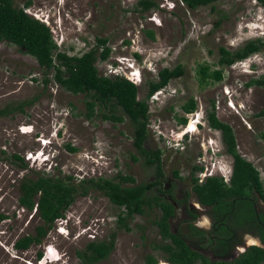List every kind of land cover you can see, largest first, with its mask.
Instances as JSON below:
<instances>
[{"label": "rangeland", "instance_id": "374dc122", "mask_svg": "<svg viewBox=\"0 0 264 264\" xmlns=\"http://www.w3.org/2000/svg\"><path fill=\"white\" fill-rule=\"evenodd\" d=\"M26 1L14 0L15 7H23ZM139 1L31 0L26 11L45 22L58 51L68 56L94 48L97 38L107 39L110 54L107 60L96 62L98 73L122 74L138 81V100L144 99L147 82L155 80L159 70L182 67L181 77L147 101L149 126L144 146L162 151L164 180L160 183L172 193V198L168 194L165 198L180 202L170 220L171 229L187 234L182 224L187 221L184 208L196 203L189 181L192 166L202 165L209 173L214 166L220 167L221 172L214 174L224 177L232 166L219 132L206 126L204 112L210 102L215 103L218 119L232 128L237 152L257 168L264 185V88L248 86L251 80L264 77V49L224 68L221 82L211 81L201 88L196 76L201 64L219 69L215 66L219 48L233 52L248 41L264 40V6L255 0H219L212 7L190 10L179 0H151L157 8L141 11ZM43 78L50 80L45 86ZM190 98L197 108L189 115L187 128L179 125L177 117L183 115L180 106ZM85 101L84 95L74 96L52 82L51 74L46 76L34 58L0 42V111L8 112L0 116V217H4L0 219V264H44L43 256L56 254L61 260L55 264H82L78 253L86 244L94 239L107 243L112 234L113 250L96 264H144L147 255L156 257L152 245L160 237L153 221L159 210L135 215L128 222L130 231L118 230L117 208L95 189L76 196L62 225L56 223L63 229H51L47 238L38 245L31 243L28 249L15 248L22 237L34 236L41 224L34 211L19 205L24 179L35 180L42 174L72 177L75 185L89 179L117 182V176H131L136 184L157 179L154 168L146 167L137 154L127 119L121 124L105 121L104 108L95 109L89 119ZM198 122L201 127L196 129ZM187 129L193 133L181 144ZM174 171L180 178L173 176ZM198 211L201 217L207 213L203 208ZM51 244L53 252L47 248ZM207 256L214 259L210 253Z\"/></svg>", "mask_w": 264, "mask_h": 264}, {"label": "trees", "instance_id": "16d2710c", "mask_svg": "<svg viewBox=\"0 0 264 264\" xmlns=\"http://www.w3.org/2000/svg\"><path fill=\"white\" fill-rule=\"evenodd\" d=\"M180 1L188 9L195 10L209 5L212 7L219 0ZM256 2L264 6V0H256ZM30 5L31 0H28L23 7L16 8L14 0H0V42L15 46L23 54L34 58L46 76L47 73H50L51 81L66 92L74 96L84 95L87 118L91 119L95 116L97 112L95 109L104 108L106 113L102 117L105 121L121 124L127 119L132 129V144L140 159H144V165L154 168L157 179L153 182L136 184L135 179L131 176H117V182L89 179L81 181L78 185L71 183L72 177L63 179L42 174L38 175L35 180L24 179L19 187L21 193L19 205L31 210L34 197L39 195V216L43 224L36 227L34 236L28 235L19 239L15 248L25 250L31 243L39 244L51 229L53 222L64 217V213L74 203L76 196H86L92 189H95L117 208L118 213L115 221L118 230L130 231L128 222L135 215L144 216L153 208L159 210L160 215L153 221V224L157 229L160 241L152 245V250L157 253L156 256L159 259L168 264H263L264 248L262 247L252 246L235 260L227 262L225 260L211 261L200 253L199 250L204 247L195 244L198 241L208 242L209 245L216 242L212 250L218 249L219 253L215 252V256L218 255L221 259L226 258L228 245L236 244L240 240L233 238V230L242 229L244 224L257 223L252 209L253 197L257 195L264 203V186L260 174L250 162L237 152L233 130L228 124L217 118L214 102H210V109L206 111V121L208 126L219 130L222 134L226 153L233 160L231 177L229 183H225L222 178L212 177L199 184L195 175L203 168L194 165L189 180L191 191L197 201L202 206L211 208L213 213L217 212V216L213 219L216 222L215 225L217 224L219 227L218 234L220 235L213 239L211 238L215 234L213 231L204 232L190 225L187 234L181 233L179 228L172 231L170 220L175 218L176 207L180 202L174 199L169 201L165 198L167 194L172 198V193L169 188L163 189V185L160 183L161 179L164 180L161 162L162 151L160 149L147 150L144 147L148 138L149 126L147 101L154 93L165 88L172 79L181 77L183 75L182 67L178 65L172 70L168 68L159 70L155 80L147 82L144 99L138 100L139 89L135 84L122 76L108 77L98 73L96 62L107 60L110 54V49L106 46L107 39L97 38L94 48L80 56H68L66 53L58 51L51 31L44 23L25 13V8ZM139 6L141 11L157 8V5L151 0H141ZM263 49L264 40L262 39L248 41L233 52L219 48L220 57L215 63L219 69L212 70V66L206 63L199 65L196 69L198 84L202 88L211 81V83L221 82L224 78V68L248 59ZM49 81L47 78H43L44 86ZM248 86L264 88V77L251 80ZM196 108L197 104L193 98L182 104L180 109L183 115L177 117L179 125H185L187 118L184 115L195 112ZM19 110H21L20 107ZM117 111L121 114H114ZM7 113V110H2L0 116ZM261 114H264V110ZM261 138L264 140V134L261 135ZM67 148L70 152L75 151L69 146ZM14 158L22 161L18 155H14ZM173 176L180 178L177 171L173 172ZM184 201L186 202V199ZM187 214L191 218H195L189 210H187ZM228 217L234 220L233 225L236 228L226 225ZM186 222L188 221H182V224H186ZM261 236L264 241V234ZM114 237L115 235L112 234L107 243H89L83 252L78 253L81 262L93 264L106 259L114 248ZM159 259L153 255H147L144 264H157Z\"/></svg>", "mask_w": 264, "mask_h": 264}, {"label": "clouds", "instance_id": "9594fccd", "mask_svg": "<svg viewBox=\"0 0 264 264\" xmlns=\"http://www.w3.org/2000/svg\"><path fill=\"white\" fill-rule=\"evenodd\" d=\"M180 1V0H179ZM256 1V0H255ZM181 2V1H180ZM24 6V5H23ZM28 8V7H27ZM27 8H25V13H27L28 14V12L26 11V9ZM28 15H30V14H28ZM31 16V15H30ZM34 18V17H33ZM35 19H37V18H35ZM38 20V19H37ZM40 22H42V23H44L45 24V22H43V21H41V20H39ZM48 27V26H47ZM246 60V59H245ZM245 60H243V61H245ZM240 62H242V61H240ZM236 63H238V62H236ZM235 63V64H236ZM234 65V64H233ZM232 66V65H231ZM230 66V67H231ZM109 73H112V72H109ZM115 73V72H114ZM114 73H112V74H114ZM122 76V77H124V78H126L127 80H129L130 82H132L133 84H135L136 86H137V83H138V81H136V82H133L131 79H129V78H127V77H125V76H123L122 74H114V76ZM168 86V85H167ZM167 86L165 87V88H163V89H160L159 91H157L156 93H154V95L155 94H159L162 90H164V89H166L167 88ZM153 95V96H154ZM152 96V97H153ZM151 98V97H150ZM214 106H215V103H214ZM206 111H208V109L206 110ZM206 111L204 112V120H205V122H206V126H208L207 124V121H206ZM196 112V111H195ZM195 112H193V113H191V114H187V115H184L186 118H187V123L185 124V125H181L182 127H187V128H189V125H190V123L188 122L189 121V119H188V117H189V115H192V114H194ZM215 112H216V108H215ZM183 113V112H182ZM217 116V115H216ZM218 118V117H217ZM222 122V121H221ZM201 127V124L198 122V123H196V129H198V128H200ZM208 128L209 129H211V130H213V131H215V132H219V134H220V140H221V143L223 144V141H222V134L220 133V131L219 130H215V129H213V128H211L210 126H208ZM194 131V130H193ZM191 133H193L191 130H187L183 135H182V138H181V144L183 143H186V141H187V139H188V136H189V134H191ZM236 140V139H235ZM146 142V141H145ZM43 145H45V144H43ZM144 145H145V143H144ZM224 145V144H223ZM145 147V146H144ZM224 148H225V146H224ZM236 149H237V144H236ZM211 150H208V152H209V154L210 153H212V151L210 152ZM225 154L226 155H228L227 153H226V150H225ZM230 158H231V156L230 155H228ZM244 158V157H243ZM28 159H30V158H28ZM231 161H232V166H233V160H232V158H231ZM248 161V160H247ZM248 162H250V161H248ZM251 163V162H250ZM252 164V163H251ZM253 165V164H252ZM232 166H231V170H230V173L228 174V177H224L223 175H221V176H217V175H215L214 173H217L216 172V170L218 171V172H221V168L220 167H217V168H215V166L213 167V169H212V172H208V168H206V171H203V169H204V167L201 165V167L203 168L202 169V171H199V172H197L196 173V175H195V177L197 178V180H198V183L199 184H201V183H203L205 180H207L208 178H212V177H219V178H222L223 180H224V182L225 183H229V180H230V177H231V173H232ZM253 167L257 170V168L253 165ZM258 171V170H257ZM259 172V171H258ZM260 174V173H259ZM261 178V177H260ZM153 182V181H152ZM264 186V185H263ZM36 196H38L39 197V195H36ZM36 196L34 197V198H36ZM256 198H258V200H260L259 199V197L258 196H256ZM261 201V200H260ZM261 203H263L262 201H261ZM264 204V203H263ZM72 206V205H71ZM70 206V207H71ZM194 208H195V215H196V217H197V219L196 220H194V221H191L192 219H187L188 221H191V222H186V224H188V226L190 225V226H193V227H196L197 229H199V230H201V231H204V232H211V231H213L215 234L211 237V238H216V235H220V234H218L219 233V230L218 229H216V230H214V229H212V226H211V222H209V220H208V218H207V214L204 216V217H201V213L198 211L200 208H203V209H205L204 208V206H202L199 202L197 203H195L194 204ZM21 207V206H20ZM70 207L67 209V211L70 209ZM177 209H178V206L176 207ZM23 209L24 210H26V211H28V212H32V211H34V215L39 219V221L41 222V224L40 225H42L43 223H42V221H41V218H40V216H39V203H38V198H37V200H34V204H33V207H32V209L31 210H29V209H27V208H25V207H23ZM206 210V209H205ZM66 211V212H67ZM65 212V213H66ZM65 213H64V217L63 218H58V219H56L54 222H53V224H52V227H51V229H55V227H57L56 226V223H59V225L58 226H61L62 225V221H64L65 220ZM139 216H141V215H139ZM200 218H201V220H200ZM172 220V219H171ZM206 221V224H202V222H205ZM204 225H206V226H204ZM209 225V227L208 228H206L207 226ZM51 229H49L48 230V232L51 230ZM60 229H63L62 227H57L55 230H60ZM48 232H47V234H48ZM47 234L45 235V237L47 238ZM224 234V233H223ZM223 234H221V235H223ZM61 235H63V232H61ZM215 236V237H214ZM44 237V238H45ZM254 237V236H253ZM253 237H251L250 235H245L244 236V238H245V240L243 241V245L241 244H237V245H235V244H233V243H230L231 244V246H229L228 245V254L225 256L226 258H224V259H221L218 255L217 256H215V252H218L219 253V250L217 249V250H212L213 249V247L216 245V242H213L212 243V245H209L208 244V242H205V241H202V242H200V241H198V244H199V246L201 245L202 247H204L203 249H205L204 251H201V249L199 250L200 251V253L203 255V256H205V257H207V258H209L208 256H207V254L208 253H210L212 256H213V260H211L210 258V260L211 261H214V260H225V261H227V262H231V261H233V260H235L239 255H241V254H243L245 251H246V249H248V248H250V247H252V246H256V247H262V248H264V245H262L259 241H258V239L255 237V238H253ZM93 238H94V236H93ZM92 238V236H91V239H93ZM248 238H250V239H252V240H255L257 243L256 244H249L248 243ZM239 239H242V238H239ZM43 240V239H42ZM42 240H41V242H42ZM243 240V239H242ZM40 242V243H41ZM97 242H103V241H97V240H90L87 244H86V246L89 244V243H97ZM192 242V241H191ZM39 243V244H40ZM193 243V242H192ZM197 243V242H196ZM245 244V245H244ZM36 245H38V244H36ZM53 244H51V245H47V248H50L51 246H52ZM86 246H85V248H86ZM198 246V245H197ZM239 250V252H237V250ZM44 250H45V248H44ZM55 250V249H54ZM85 250V249H84ZM56 251V250H55ZM46 252H47V250H46ZM80 253V252H79ZM40 254V257L42 256L41 255V253H39ZM38 254V255H39ZM60 255H58V254H56V256H53L52 258H49V256H46V258H44V256L41 258L43 261H44V264H52V263H54L55 264V262L57 263L58 261H60L61 259H60V257H59ZM215 256V257H214ZM40 257H38V258H40ZM157 257V256H156ZM158 259H159V257H157ZM104 260V259H103ZM81 261V260H80ZM102 261V260H101ZM159 261H162V262H164V263H166L164 260H162V259H159L158 260V263L157 264H159ZM100 262V261H99ZM82 263V262H81ZM98 263V262H97ZM83 264V263H82ZM93 264H96V263H93ZM166 264H168V263H166Z\"/></svg>", "mask_w": 264, "mask_h": 264}, {"label": "flooded vegetation", "instance_id": "af4514ba", "mask_svg": "<svg viewBox=\"0 0 264 264\" xmlns=\"http://www.w3.org/2000/svg\"><path fill=\"white\" fill-rule=\"evenodd\" d=\"M255 196H257V195H255ZM195 201L198 203V201H197V198H196V196H195ZM252 201V200H251ZM194 204L195 203H189L188 205L190 206V208H188V206L187 205H185L186 207L184 208V214L187 216V219H192L191 221H194V220H196L197 219V217H196V215H195V206H194ZM262 206L261 208H259V206ZM205 209H206V211H207V218H208V220H209V222H211V226H212V229H214V230H216V229H218L219 230V227H218V225L216 224L215 225V221H214V219H213V217H215V216H217V212L216 213H213V211H212V209L211 208H208V207H204ZM252 209H253V212H254V214H255V218H256V221H257V223L255 224L254 222H253V224L252 223H250V224H244V227L242 228V229H238V228H236L234 225H233V221L234 220H231L229 217L228 218H226V225H232L233 227H235L236 228V230H237V233H236V230H233L234 232H232V233H234L233 234V238L235 239V238H242V239H240L239 241H238V243H236L235 245H237V244H242L243 245V241L245 240V238H244V236L245 235H251V236H254V237H256L257 239H258V241L262 244V245H264V241H263V238H262V236L261 235H263L264 234V204L263 203H261V201L260 200H258V198H256V197H253V201H252ZM187 210H189L190 212H192L193 214H194V216H195V218H191V216L189 215V214H187ZM244 211V210H243ZM188 221V220H187ZM191 221H188V222H191ZM252 224V225H251ZM186 227H187V229H188V224H186ZM233 229V228H232ZM241 231L243 232L242 234H241ZM215 237V236H214ZM216 238H218V235H216ZM246 241V240H245ZM195 244H197L198 245V242L197 243H195ZM245 245V244H244ZM205 249H201V251H204ZM237 250V249H236ZM237 252H239V250H237Z\"/></svg>", "mask_w": 264, "mask_h": 264}, {"label": "bare ground", "instance_id": "6f19581e", "mask_svg": "<svg viewBox=\"0 0 264 264\" xmlns=\"http://www.w3.org/2000/svg\"><path fill=\"white\" fill-rule=\"evenodd\" d=\"M190 127L194 128L193 126H190ZM187 130H188V129H187ZM204 223H206V222H204ZM248 243H249V244H256L257 242H256L255 240H252V239L248 238ZM49 250H50V252H51V251L53 252V249H52V248H50ZM52 255H54V254H52Z\"/></svg>", "mask_w": 264, "mask_h": 264}]
</instances>
